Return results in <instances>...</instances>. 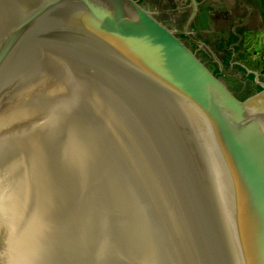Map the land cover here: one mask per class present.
I'll list each match as a JSON object with an SVG mask.
<instances>
[{
  "label": "water",
  "instance_id": "water-1",
  "mask_svg": "<svg viewBox=\"0 0 264 264\" xmlns=\"http://www.w3.org/2000/svg\"><path fill=\"white\" fill-rule=\"evenodd\" d=\"M87 3L0 0L1 264H264V92Z\"/></svg>",
  "mask_w": 264,
  "mask_h": 264
},
{
  "label": "rangeland",
  "instance_id": "rangeland-1",
  "mask_svg": "<svg viewBox=\"0 0 264 264\" xmlns=\"http://www.w3.org/2000/svg\"><path fill=\"white\" fill-rule=\"evenodd\" d=\"M86 1L91 7L97 6L108 20L121 10L127 24L151 32L145 34L150 35L146 40L151 46L159 43L160 48H157L166 58L169 59L173 51H180L186 60L179 59L178 65L187 60L196 66L199 63L207 86L223 78L224 85L228 83L230 88L221 90L220 96L233 101L232 105L247 107L264 92L263 86L258 88L255 79L242 75L240 69L229 70L226 61L235 51L233 44L243 34L242 28L264 26V16L256 15L264 12V0ZM123 18L119 21L123 22ZM236 29L238 32L234 33ZM163 36L168 38L166 43H161ZM2 245L0 255L8 251L2 254Z\"/></svg>",
  "mask_w": 264,
  "mask_h": 264
},
{
  "label": "crops",
  "instance_id": "crops-1",
  "mask_svg": "<svg viewBox=\"0 0 264 264\" xmlns=\"http://www.w3.org/2000/svg\"><path fill=\"white\" fill-rule=\"evenodd\" d=\"M256 15L264 16V12L256 13ZM237 29L232 31L236 33L238 32ZM241 32L243 34L238 39L236 38L238 41L233 44L235 51L226 60L228 61V69L231 71L240 69L242 75H248L255 79L258 88L264 87V26L244 27ZM219 81L224 85L225 80L223 78H219ZM224 87L230 88L228 83Z\"/></svg>",
  "mask_w": 264,
  "mask_h": 264
},
{
  "label": "bare ground",
  "instance_id": "bare-ground-1",
  "mask_svg": "<svg viewBox=\"0 0 264 264\" xmlns=\"http://www.w3.org/2000/svg\"><path fill=\"white\" fill-rule=\"evenodd\" d=\"M3 204H4L3 202H0V241H1V238L4 236L3 243H0V245L3 244L2 249H1L2 251L5 249V247L9 246L10 252H12L14 250V247L17 245V241L21 242L23 235L21 234V232H18L19 230L18 226L14 222L11 221L10 214L5 212L2 215L1 211H4L5 209V207L3 208L1 207L3 206ZM3 216H6V217L1 219V217ZM25 232H26L25 230L24 232L22 231V233L24 234ZM9 256H11L9 252H6L4 255H0V257H9Z\"/></svg>",
  "mask_w": 264,
  "mask_h": 264
}]
</instances>
